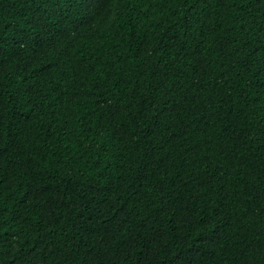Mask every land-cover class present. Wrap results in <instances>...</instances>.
I'll list each match as a JSON object with an SVG mask.
<instances>
[{
    "label": "trees",
    "instance_id": "16d2710c",
    "mask_svg": "<svg viewBox=\"0 0 264 264\" xmlns=\"http://www.w3.org/2000/svg\"><path fill=\"white\" fill-rule=\"evenodd\" d=\"M0 264H264V0H0Z\"/></svg>",
    "mask_w": 264,
    "mask_h": 264
}]
</instances>
